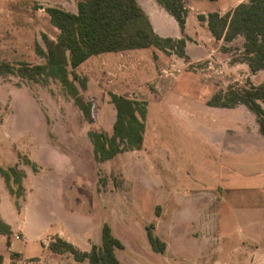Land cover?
Here are the masks:
<instances>
[{
	"label": "rangeland",
	"instance_id": "374dc122",
	"mask_svg": "<svg viewBox=\"0 0 264 264\" xmlns=\"http://www.w3.org/2000/svg\"><path fill=\"white\" fill-rule=\"evenodd\" d=\"M243 1L196 5L224 14ZM242 44L238 36L215 51L228 59L192 65L157 49L90 57L76 72L87 79L79 90L92 103V121L58 81L0 75V165L24 174L20 195L12 178L13 194L0 176V198L7 222L25 234L24 253L51 261L56 255L44 247L59 232L89 251L107 223L123 244L121 264H264V137L245 106L207 105L229 86L264 81V70L229 68ZM32 48L10 62L35 64ZM111 93L147 103L144 139L97 163L88 132L111 134ZM221 136L229 145H219ZM149 225L164 253L151 249Z\"/></svg>",
	"mask_w": 264,
	"mask_h": 264
},
{
	"label": "trees",
	"instance_id": "16d2710c",
	"mask_svg": "<svg viewBox=\"0 0 264 264\" xmlns=\"http://www.w3.org/2000/svg\"><path fill=\"white\" fill-rule=\"evenodd\" d=\"M156 1L177 21L183 33L182 38H164L156 34L137 0H78L76 13L54 7L45 8L51 23L59 32L55 41L43 35L44 48L38 43L35 45V52L45 60L44 63L0 61V75L12 74L36 83L44 79L56 80L83 116L92 121V103L85 101L79 90L86 89L87 79L81 78L76 72L90 57L153 47L166 54L173 53L188 59L185 44L189 38L184 34L187 0ZM197 17L201 23L206 21L209 32L216 40L231 42L238 36L243 38L242 58H233L232 62L245 63L252 74L264 70V0L240 2L223 15L211 12L206 17ZM223 50L227 48L223 46ZM110 100L115 108L111 134L95 130L88 132L97 163L113 159L125 151L127 145L140 148L144 139L147 103L115 93L110 94ZM207 105L219 108L245 106L254 114L259 133L264 137V81L247 87L229 86L225 92L214 94ZM27 163L30 164L29 160ZM0 176L13 194L10 187L12 178L18 185L16 194L20 195L24 177L22 172L13 167L3 169L0 166ZM0 234L8 238L11 234L10 226L1 218ZM146 235L154 252H165V243L152 232V225L146 228ZM47 247L56 254L69 253L77 261L119 264L115 250L123 249V244L113 234L111 227L104 223L101 244L92 245L89 251H81L59 236L49 241Z\"/></svg>",
	"mask_w": 264,
	"mask_h": 264
},
{
	"label": "crops",
	"instance_id": "0c3cea01",
	"mask_svg": "<svg viewBox=\"0 0 264 264\" xmlns=\"http://www.w3.org/2000/svg\"><path fill=\"white\" fill-rule=\"evenodd\" d=\"M197 1L203 2V0H187L185 2L187 17L184 34L187 38H189V40H187L185 44V53L188 59L186 60L180 58L172 53L170 54L169 58L170 60H174L173 57H177L178 60H183L185 62V65H192L202 60L213 59L212 55L218 56V54H220V58H227L226 54H223L221 50L220 51L222 53L215 51L219 50V48H222L223 46L229 47L228 43H230L225 42L222 39L216 40L215 38H213L207 28L206 21L203 23L199 22L197 18L198 15H203L206 17L207 14L211 12H204L201 8H198L196 5ZM137 2L147 15L156 34L164 38L169 37L180 39L183 37V33L181 32L177 21L161 5H159L156 0H137ZM214 2H218V0ZM77 3L78 0H0V61H17L19 59V56L23 54L25 50L31 51V49H33V45V51L35 53V55L32 54L33 62L35 64H42L43 62H41L40 60H42L43 58L38 56L35 52L36 43L44 48L43 35H45L50 40L55 41L59 32L58 29L51 23L50 17L46 13L45 8L54 7L67 12L76 13ZM219 13L223 15L222 11H219ZM190 26H192L191 30ZM202 31H204L206 42L210 45V47L203 45L200 36ZM146 49L156 48L150 47ZM132 51L134 50L123 51L119 53L133 54L134 52ZM35 59H37V61ZM174 63L176 64L175 60ZM240 66L247 67V69H249L248 66L242 62H232L231 65L229 64L230 69H237V67ZM230 109L233 108H227V110ZM227 136L228 135H224V137ZM224 137L221 136L220 138V142L223 141V143L219 144L221 147H223V145H229L228 142L224 143V141H226L224 140ZM0 218L10 226L11 232H18V235L15 234V239L16 236L18 237V239L12 242L10 246L8 237L0 234V257L2 259L0 264H79L83 262L77 261L74 258L73 260H71L69 256L72 255L69 253H53L48 249L47 246L44 248L49 250L52 254L56 255L49 262L42 261L37 255H26L24 253L27 248L25 234H23L21 231H14L11 223L7 222L3 215V205L1 198ZM23 219H25V216L23 217ZM61 234L62 233L59 232L57 236L68 241L67 239H65V236H61ZM100 244L101 241H97L92 245L99 246ZM119 250L120 249H116L115 254L119 260V264H121L118 253Z\"/></svg>",
	"mask_w": 264,
	"mask_h": 264
},
{
	"label": "built area",
	"instance_id": "2783aa9c",
	"mask_svg": "<svg viewBox=\"0 0 264 264\" xmlns=\"http://www.w3.org/2000/svg\"><path fill=\"white\" fill-rule=\"evenodd\" d=\"M16 239H18V237L16 236Z\"/></svg>",
	"mask_w": 264,
	"mask_h": 264
}]
</instances>
